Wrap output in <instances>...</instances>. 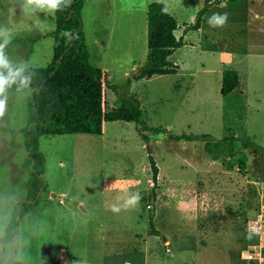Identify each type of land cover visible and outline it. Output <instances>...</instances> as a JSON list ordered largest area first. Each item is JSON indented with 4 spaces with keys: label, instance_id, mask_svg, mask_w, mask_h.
Returning a JSON list of instances; mask_svg holds the SVG:
<instances>
[{
    "label": "rangeland",
    "instance_id": "rangeland-1",
    "mask_svg": "<svg viewBox=\"0 0 264 264\" xmlns=\"http://www.w3.org/2000/svg\"><path fill=\"white\" fill-rule=\"evenodd\" d=\"M207 1L85 0L90 64L119 88L108 89L109 108L118 97L135 95L145 123L166 132H145V141L135 123L112 121L101 136L41 137L47 190L18 221L10 242L6 227L30 176L21 130L31 90H6L0 264H254L246 258L253 238L245 222L264 188V0L212 3L201 29L188 32L170 55L177 73L136 79L148 53V5L165 3L180 37ZM225 13L223 26L209 23ZM54 29V12L26 6L25 0H0V30L6 31L0 44L13 67L49 65ZM229 69L239 73L240 87L224 97L222 73ZM168 134L209 138L174 141ZM149 155L159 169L156 197ZM133 195L141 199L125 209ZM151 219L159 235L151 232Z\"/></svg>",
    "mask_w": 264,
    "mask_h": 264
},
{
    "label": "trees",
    "instance_id": "trees-1",
    "mask_svg": "<svg viewBox=\"0 0 264 264\" xmlns=\"http://www.w3.org/2000/svg\"><path fill=\"white\" fill-rule=\"evenodd\" d=\"M220 2L221 0H208L205 6L196 12L194 21L184 25L180 37L175 35L178 24L169 7L163 2L150 3L146 13L148 53L146 62L138 68L136 79L176 74L179 66L169 60L170 55L183 46L184 36L188 32L201 29L210 5ZM84 4L85 0H64L54 12L52 61L43 68L24 67L23 75L30 78V83L22 87L17 81L11 86L14 89L31 90L27 123L21 130L28 152L26 164L30 176L25 183L26 196L16 203L15 213L6 227L7 242L12 241L16 234L17 215L20 221L32 213L38 205L40 194L47 190L43 178L45 155L39 147L41 137L72 134L101 136L105 133L106 124L112 121L135 123L138 133L145 141L148 140L145 132H166L161 127H149L145 123L142 119L140 100L135 95L118 97L114 108H109L107 91L112 89L117 93L119 88L109 84L104 69L90 64L83 32ZM239 87V73L235 70H224L221 95L226 97ZM168 138L174 141H194L205 140L209 135L168 134ZM149 164L152 170L153 195L156 197L154 190L158 189L159 169L151 155ZM149 222L151 232L159 235L152 219Z\"/></svg>",
    "mask_w": 264,
    "mask_h": 264
},
{
    "label": "clouds",
    "instance_id": "clouds-1",
    "mask_svg": "<svg viewBox=\"0 0 264 264\" xmlns=\"http://www.w3.org/2000/svg\"><path fill=\"white\" fill-rule=\"evenodd\" d=\"M64 3V0H25V5L33 7L39 10H48L55 12L59 9L60 5ZM227 21V14L219 15L214 14L209 23L213 26H223ZM6 31L0 30V36H5ZM7 42V41H6ZM5 44H0V117L4 115L6 106V90L13 84L19 81L22 87H26L30 83V78L23 75L24 67H13L8 58L4 54ZM141 197L139 195H133L125 201L124 208L137 206ZM114 213H119L120 208L113 205L111 209Z\"/></svg>",
    "mask_w": 264,
    "mask_h": 264
},
{
    "label": "built area",
    "instance_id": "built-area-1",
    "mask_svg": "<svg viewBox=\"0 0 264 264\" xmlns=\"http://www.w3.org/2000/svg\"><path fill=\"white\" fill-rule=\"evenodd\" d=\"M261 190L254 211L245 222V231L253 238L246 258L253 260L254 264H264V188ZM251 250L254 252L252 256L248 255Z\"/></svg>",
    "mask_w": 264,
    "mask_h": 264
},
{
    "label": "crops",
    "instance_id": "crops-1",
    "mask_svg": "<svg viewBox=\"0 0 264 264\" xmlns=\"http://www.w3.org/2000/svg\"><path fill=\"white\" fill-rule=\"evenodd\" d=\"M100 43L101 42L99 40H97V39L95 40V44H100ZM53 193L54 192H52V190H51V192L48 194V197H47L48 200H53ZM246 256H247V252H246Z\"/></svg>",
    "mask_w": 264,
    "mask_h": 264
},
{
    "label": "water",
    "instance_id": "water-1",
    "mask_svg": "<svg viewBox=\"0 0 264 264\" xmlns=\"http://www.w3.org/2000/svg\"><path fill=\"white\" fill-rule=\"evenodd\" d=\"M18 221H19V215H18V217L16 218V224L18 223Z\"/></svg>",
    "mask_w": 264,
    "mask_h": 264
}]
</instances>
